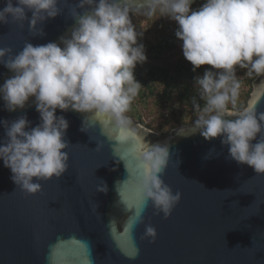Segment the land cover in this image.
<instances>
[{"label":"water","instance_id":"obj_1","mask_svg":"<svg viewBox=\"0 0 264 264\" xmlns=\"http://www.w3.org/2000/svg\"><path fill=\"white\" fill-rule=\"evenodd\" d=\"M5 4L0 0V9ZM77 4L62 0L61 14L40 26L43 36L32 35L27 22L0 24V48L15 54L27 42L59 43L70 36L71 8ZM132 9L131 17L148 12V0H133ZM12 75L0 64V85ZM261 80L253 84L246 106ZM258 109L264 112V100ZM229 111L228 119L239 112ZM25 115L32 127L40 123L34 101L8 112L0 98V144L6 139L2 122ZM57 115L69 121V169L62 178H34L42 191L29 195L0 160V264H86L87 259L92 264H264V174L231 159L222 138L191 134L194 122L157 134L128 116L131 126L124 132L95 113L57 110ZM84 121L87 132L81 131ZM157 144L170 155L161 179L182 195L168 218L137 190L144 174L137 154ZM101 181L106 193L97 191ZM141 208L144 222L137 225ZM149 225L157 231L155 242L142 239Z\"/></svg>","mask_w":264,"mask_h":264},{"label":"clouds","instance_id":"obj_2","mask_svg":"<svg viewBox=\"0 0 264 264\" xmlns=\"http://www.w3.org/2000/svg\"><path fill=\"white\" fill-rule=\"evenodd\" d=\"M132 2L78 0L71 8L75 24L70 36L60 37L59 43L34 46L27 42L15 54L11 48H0V64L13 73L0 85L5 109L16 112L34 101L40 116L35 127L26 115L2 122L6 139L0 144V160L26 194L42 191L34 178L51 181L68 172L69 121L58 116L57 110L95 113L112 119L121 131L130 129L131 121L125 113L141 87L134 70L137 64L147 61L144 45L138 42L143 34L131 20ZM61 3L6 0L0 9V24L11 22L23 27L27 22L32 35L43 36L40 26L61 14ZM194 3L148 0V14L158 10L162 17L177 23L175 35L182 41L184 58L193 70L210 66L195 78L204 105L193 99L199 115L191 134L199 132L208 140L222 138L231 159L252 167L257 175L264 174V112L258 109L264 100V80L255 86L248 105L235 114L236 118H227L233 115L229 104L235 106L239 97L236 68L246 69L249 77H264V0H204L195 10ZM81 131L87 132L85 121ZM102 147L98 144L97 148ZM137 158L144 169L137 183L139 194L145 203L152 202L158 214L170 217L182 195L174 194L161 179L170 162L168 148L150 145L138 152ZM97 191L106 193L107 185L101 181ZM135 217L134 224L144 222L143 208L136 211ZM156 238V229L147 226L142 239L155 242ZM86 264L92 261L87 259Z\"/></svg>","mask_w":264,"mask_h":264},{"label":"trees","instance_id":"obj_3","mask_svg":"<svg viewBox=\"0 0 264 264\" xmlns=\"http://www.w3.org/2000/svg\"><path fill=\"white\" fill-rule=\"evenodd\" d=\"M203 2L195 0L192 8L198 9ZM143 16L136 17L134 26L143 34L138 42L144 45L147 61L137 64L134 70L141 87L125 115L157 134H167L198 118L193 99L201 107L204 101L195 88V78L202 76L210 66L193 70L184 58L182 41L175 35L178 25L173 20L162 17L158 10ZM236 75L240 82L239 97L236 105L229 104L228 108L241 111L247 104L253 80L245 78L240 67L236 68Z\"/></svg>","mask_w":264,"mask_h":264},{"label":"built area","instance_id":"obj_4","mask_svg":"<svg viewBox=\"0 0 264 264\" xmlns=\"http://www.w3.org/2000/svg\"><path fill=\"white\" fill-rule=\"evenodd\" d=\"M241 70H242L243 76H244L245 78H251V79L253 80V84H254V83L257 81V79L259 78V77L255 76V75L249 77V76L246 74V73H247V70H246V69H242V68H241Z\"/></svg>","mask_w":264,"mask_h":264},{"label":"rangeland","instance_id":"obj_5","mask_svg":"<svg viewBox=\"0 0 264 264\" xmlns=\"http://www.w3.org/2000/svg\"><path fill=\"white\" fill-rule=\"evenodd\" d=\"M145 13H143V14H141V15H137V16H133V17H131V20H132V22H133V24H134V22H136V20H138V19H136V17H138V16H141V17H144L143 15H144ZM140 19H142V18H140ZM139 19V20H140ZM151 130V129H150ZM153 131V130H152ZM154 132V131H153Z\"/></svg>","mask_w":264,"mask_h":264}]
</instances>
